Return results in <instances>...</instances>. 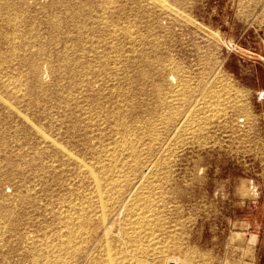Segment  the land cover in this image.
Returning <instances> with one entry per match:
<instances>
[{"label": "rangeland", "instance_id": "374dc122", "mask_svg": "<svg viewBox=\"0 0 264 264\" xmlns=\"http://www.w3.org/2000/svg\"><path fill=\"white\" fill-rule=\"evenodd\" d=\"M0 264H264V0H0Z\"/></svg>", "mask_w": 264, "mask_h": 264}, {"label": "bare ground", "instance_id": "6f19581e", "mask_svg": "<svg viewBox=\"0 0 264 264\" xmlns=\"http://www.w3.org/2000/svg\"><path fill=\"white\" fill-rule=\"evenodd\" d=\"M72 5H73V4H72ZM55 6H56V5H55ZM79 7H80V6H79ZM90 11H91V10H90ZM84 15H85V14H84ZM74 17H75V16H74ZM50 23H51V22H50ZM50 23H49V24H50ZM37 55H38V54H37ZM32 60H33V59H32ZM31 68H32V67H31ZM34 69H35V68H34ZM106 251H107V250H106Z\"/></svg>", "mask_w": 264, "mask_h": 264}]
</instances>
